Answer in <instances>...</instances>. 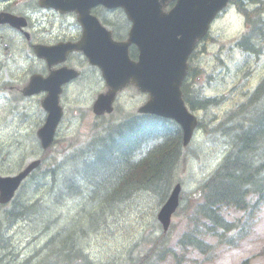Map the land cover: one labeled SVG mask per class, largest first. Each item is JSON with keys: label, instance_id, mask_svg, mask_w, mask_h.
<instances>
[{"label": "trees", "instance_id": "16d2710c", "mask_svg": "<svg viewBox=\"0 0 264 264\" xmlns=\"http://www.w3.org/2000/svg\"><path fill=\"white\" fill-rule=\"evenodd\" d=\"M238 10L250 28L236 41L235 47L246 56L245 61L258 59L264 53V2L259 3L255 13L241 7ZM254 39L260 45L255 46ZM198 71L190 66L192 79ZM182 92L189 109L203 114L220 106L224 100L223 97H209L202 89L192 90L186 83ZM245 94L244 99L235 103L221 119L216 121L215 118V123H204L200 115L198 126L208 134L226 137L229 148L208 178L192 192L181 193V203L185 205H180L175 215L182 214L190 229L174 242L172 226L166 235L160 232L153 236L144 230L134 244L141 250L130 248L129 253L136 252V255L129 254L126 264H161L168 258L174 264H190L188 252L209 261L216 244L234 248L251 234L255 216L264 208V108L261 109L264 104H260L264 77L251 93ZM101 120L93 137L69 157L75 174L70 179L74 180L77 175L82 180L80 188L86 194L87 215L78 214L77 220L63 225L51 235L37 264H97L80 245L82 237L89 232L107 230L108 217L122 210H115L120 207L116 206L120 201L126 204L145 195L151 198L156 210L178 182L175 168L183 148L181 130L173 121L137 113H126L115 122H107L105 117ZM56 166L54 164V168ZM60 185L71 187L72 183L63 181ZM50 190V193L54 191L53 188ZM32 207L20 206L16 219L34 216L36 210ZM228 211L241 215L229 220L226 217ZM157 227L160 230L158 224ZM0 238V252H4L12 246V236ZM261 252L264 253V248ZM114 255L112 252L104 263L100 261L99 264L114 263ZM23 264L30 262L27 260ZM241 264L249 262L246 259Z\"/></svg>", "mask_w": 264, "mask_h": 264}, {"label": "rangeland", "instance_id": "374dc122", "mask_svg": "<svg viewBox=\"0 0 264 264\" xmlns=\"http://www.w3.org/2000/svg\"><path fill=\"white\" fill-rule=\"evenodd\" d=\"M243 30V17L236 10H229L212 25L209 41L207 40L190 60V65L199 69L197 76L203 79L201 82L203 93L209 97H223L224 99L220 106L213 107L203 114L204 123H215V118L216 121L221 119L235 103L244 99L245 93L252 91L264 77V54L258 59L248 58L245 61L246 56L234 48V40ZM212 38L214 40H211ZM244 72L247 73L244 74ZM208 77L211 78L208 79ZM91 78L94 77H85L81 83L74 84L68 89L63 99L65 113L58 130L56 143L43 160L38 172H35L32 177V188L29 184L21 188L13 206L14 215L10 220L0 213V224L3 223L2 230H7L10 237L12 236V246L0 252V264H23L27 261L26 259L31 260L30 264H37L42 257L41 249L44 251V245L51 235L63 225L77 220L78 214L79 216L87 215L84 210H81L83 207L86 209L85 206H87V198L83 199L86 194H83L80 200L65 197L63 203L58 206L53 204L50 189L55 188L56 190L63 181H71L73 186H76L75 178L71 180V176L62 180V177L68 174L75 175L69 157L93 137L96 127L102 123V120L99 121L91 113V105L96 97L93 90H100L102 85L100 81L94 82L90 80ZM145 100L143 95L133 89L123 91L118 98L115 112L105 117V121L115 122L126 113H135ZM196 113L199 116L202 112ZM35 131L34 126L22 130L16 126L11 111L2 113L0 136H3V142L12 145L5 150L6 153L11 151V154L7 155V160L10 158L19 163L22 159L21 163L25 165L36 156L42 157L33 137ZM9 135L13 137L8 139ZM227 143V138L219 134H208L203 129L195 132L188 149L184 150L175 168V178L181 184L182 192H192L211 175L228 152ZM54 164L57 165L55 168ZM53 168L54 170L51 171ZM44 173L48 174L45 179L43 178ZM38 197L45 199V202H37V205L31 204L34 206L32 209H45L47 205L45 214L41 217L39 215L40 219L29 226V219H16L22 202L26 204L27 199H30L31 203ZM18 204L19 206H16ZM182 205L184 207L185 204L181 203ZM158 210L159 207L154 209L150 197L145 195L135 197L133 201L124 204L117 215L108 217L109 228L107 230L86 233L80 240V245L94 263L99 264L100 261L104 263L106 257L115 252L114 263L110 261L108 264H126L130 248L134 251L141 250L140 246H134V244L144 230L146 233H152L153 236L160 234L161 230L158 229L156 220ZM240 215L241 213L228 211L226 217L231 220ZM53 220L55 222L48 226L47 223ZM171 226L173 242L190 229V225L187 224L182 214L172 217ZM210 242L214 244L213 239H210ZM263 248L264 210L256 214L251 234L237 247L231 248L216 244L212 259L209 261L204 260L199 254L190 252L187 253V258L190 264H241V261L245 259L249 264H264V253L261 252ZM130 255L135 256L136 252ZM161 264H174V262L168 258Z\"/></svg>", "mask_w": 264, "mask_h": 264}, {"label": "water", "instance_id": "95a60500", "mask_svg": "<svg viewBox=\"0 0 264 264\" xmlns=\"http://www.w3.org/2000/svg\"><path fill=\"white\" fill-rule=\"evenodd\" d=\"M208 1L211 2L178 0L177 6L164 14V0H112V7H122L132 22L128 41L123 44L113 43L101 49L76 47L85 53L90 64L100 69L107 87V91L98 95L94 101L93 113L97 116L111 113L117 93L133 85L139 92L148 94V100L138 109V113L175 121L182 130V144L187 146L197 125L196 118L184 105L180 90L187 72V59L196 42L205 36L216 12L227 2ZM131 44L138 48L137 61L129 58L128 46ZM76 76L77 73L72 70L61 69L53 72L42 84L36 80L37 86L49 91L43 103L49 112L48 118L37 133L44 150L52 144L62 114L58 105L61 85ZM38 165L39 161L32 162L17 176L0 178L1 204L10 201L20 182ZM180 189L177 184L157 214L164 232L178 206Z\"/></svg>", "mask_w": 264, "mask_h": 264}, {"label": "flooded vegetation", "instance_id": "af4514ba", "mask_svg": "<svg viewBox=\"0 0 264 264\" xmlns=\"http://www.w3.org/2000/svg\"><path fill=\"white\" fill-rule=\"evenodd\" d=\"M65 1L67 0H0V116L3 112L11 111L14 123L21 129L31 126L39 128L46 115L42 109L46 91L30 96L23 94L32 77L47 78L50 72L48 54L41 58L38 49L83 41V25L92 28L99 38V44L104 40L107 43V37H104L97 22L117 42L124 41L130 29L131 25L122 10L102 5L92 6L88 11L97 22L88 17H80L79 20V13L84 12V8L94 0H77L79 13L60 12L51 7ZM170 4L173 6V3ZM64 66L79 71L80 77L63 86L60 95L63 108L64 94L78 80L90 76H97L101 80L100 72L90 66L79 52L69 53L64 62L51 68L57 70ZM2 137L0 136V175L10 176L15 173L16 165L15 161L5 158L11 154V151L6 153L5 150L12 145L3 142ZM12 137L9 135L8 139ZM37 143L39 144L38 141Z\"/></svg>", "mask_w": 264, "mask_h": 264}, {"label": "bare ground", "instance_id": "6f19581e", "mask_svg": "<svg viewBox=\"0 0 264 264\" xmlns=\"http://www.w3.org/2000/svg\"><path fill=\"white\" fill-rule=\"evenodd\" d=\"M261 97H262V101L260 102V104L263 105L264 104V95H262ZM263 108H264V106L261 107V109H263ZM91 173H94V172H91ZM70 176H73V175L68 174L66 176H63L62 179L66 178V177H70ZM75 181H76V186H73V183H72L71 187L60 186V187L56 188V190L53 188L54 191L52 190L53 191L52 193H55V194L51 193L50 197L53 198V204L54 205L59 206L60 204H62L65 197L70 198V199H75V200L76 199L80 200L83 198L84 193H83L82 189L80 188V183L82 182V180L78 179L76 176ZM90 190H91V188H90ZM142 193H144V192H142ZM85 198H86V196L83 199H85ZM41 202H45V199H43ZM119 205H120V207L116 208L115 210L122 209V207L124 206V204L121 201L116 204V206H119ZM43 206L45 207V205H43ZM46 208H47V205H46L45 209H42V208L37 209L34 216L32 215L30 218H24L23 220L29 219L28 226L32 222H35V221L37 222V220L40 219L38 216L40 215V217H41L43 214H45V211L47 210ZM81 210H84V212L87 213V208L84 209V207H83V208H81ZM14 257H15V255H14ZM18 264H20V263H18Z\"/></svg>", "mask_w": 264, "mask_h": 264}]
</instances>
